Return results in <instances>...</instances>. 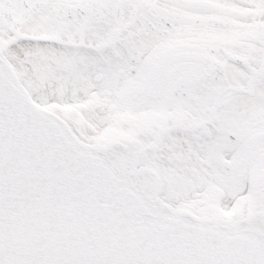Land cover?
I'll return each instance as SVG.
<instances>
[{
  "label": "snow or ice",
  "instance_id": "obj_1",
  "mask_svg": "<svg viewBox=\"0 0 264 264\" xmlns=\"http://www.w3.org/2000/svg\"><path fill=\"white\" fill-rule=\"evenodd\" d=\"M0 264H264V0H0Z\"/></svg>",
  "mask_w": 264,
  "mask_h": 264
}]
</instances>
